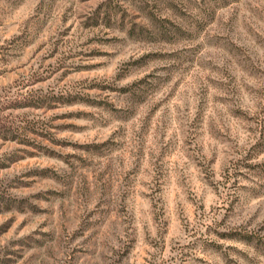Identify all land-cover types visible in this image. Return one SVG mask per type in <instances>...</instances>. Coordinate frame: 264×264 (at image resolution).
Here are the masks:
<instances>
[{
  "label": "rangeland",
  "instance_id": "1",
  "mask_svg": "<svg viewBox=\"0 0 264 264\" xmlns=\"http://www.w3.org/2000/svg\"><path fill=\"white\" fill-rule=\"evenodd\" d=\"M0 264H264V0H0Z\"/></svg>",
  "mask_w": 264,
  "mask_h": 264
}]
</instances>
